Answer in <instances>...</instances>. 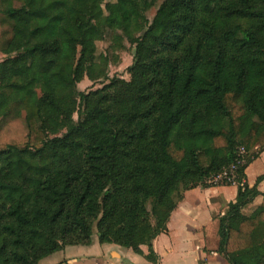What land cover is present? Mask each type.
Here are the masks:
<instances>
[{
  "label": "trees",
  "instance_id": "1",
  "mask_svg": "<svg viewBox=\"0 0 264 264\" xmlns=\"http://www.w3.org/2000/svg\"><path fill=\"white\" fill-rule=\"evenodd\" d=\"M146 1L0 0V264L89 246L96 222L156 263L184 193L264 151V0H165L151 22ZM107 31L134 47L129 82L96 55ZM260 195L239 186L219 221L229 264H264V200L242 214Z\"/></svg>",
  "mask_w": 264,
  "mask_h": 264
},
{
  "label": "crops",
  "instance_id": "2",
  "mask_svg": "<svg viewBox=\"0 0 264 264\" xmlns=\"http://www.w3.org/2000/svg\"><path fill=\"white\" fill-rule=\"evenodd\" d=\"M3 27L9 29L6 25ZM0 57L6 59L1 53ZM244 175V184L250 188L257 186L261 194L243 208L242 214L250 216L264 200V180L256 185L257 179L264 175V151L247 167ZM238 187H197L185 192L171 214L167 232L152 243L156 263L147 260L146 246L140 248L139 255L114 244H99L98 237L93 236L89 246L65 247L38 264H229L223 255L219 221L235 203Z\"/></svg>",
  "mask_w": 264,
  "mask_h": 264
},
{
  "label": "rangeland",
  "instance_id": "3",
  "mask_svg": "<svg viewBox=\"0 0 264 264\" xmlns=\"http://www.w3.org/2000/svg\"><path fill=\"white\" fill-rule=\"evenodd\" d=\"M164 1L165 0H157V2L146 1L144 7V15L149 20V22H151L153 17L155 16L158 6ZM1 31L5 33L4 36L0 38V44L10 38L9 29H6V27H2ZM119 35H121L122 37L118 39L115 38L114 40V33L107 31L104 39L101 42L97 43L96 55L106 57L108 59V75L110 79L115 78L129 82L130 75L128 73V68L132 65L134 47L128 43V41L121 33H119ZM2 59H4V57H0V60ZM108 83L109 81H99L94 83L92 80L85 77V79L79 85H77V90L78 92L88 94L90 92L102 89L103 86ZM73 119L76 121L77 116L74 115ZM62 134L50 136L54 137ZM96 223L93 227L92 238L93 236L98 237Z\"/></svg>",
  "mask_w": 264,
  "mask_h": 264
},
{
  "label": "built area",
  "instance_id": "4",
  "mask_svg": "<svg viewBox=\"0 0 264 264\" xmlns=\"http://www.w3.org/2000/svg\"><path fill=\"white\" fill-rule=\"evenodd\" d=\"M247 152L244 148H240L237 151L235 161L226 169L220 173L209 177L205 184L208 187H220V186H243L244 180L239 179V169L245 165Z\"/></svg>",
  "mask_w": 264,
  "mask_h": 264
}]
</instances>
